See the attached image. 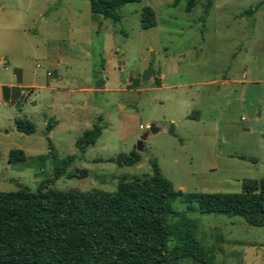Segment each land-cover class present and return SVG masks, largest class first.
<instances>
[{
    "label": "rangeland",
    "instance_id": "374dc122",
    "mask_svg": "<svg viewBox=\"0 0 264 264\" xmlns=\"http://www.w3.org/2000/svg\"><path fill=\"white\" fill-rule=\"evenodd\" d=\"M173 1L129 2L112 21L92 13L88 0H0V191H35L53 176L52 159H38L48 151L46 134L63 158L79 154L76 139L95 124L96 142L69 167L88 175L47 187L113 191L119 181L150 176V159L183 192H237L243 178L264 177V0ZM145 6L155 13L146 29ZM11 84L24 88L14 92ZM20 118L35 131H17ZM150 123L160 129L138 150ZM11 149L25 159L9 161ZM132 150L129 164L107 161ZM172 205L186 210L179 200ZM187 214L211 264H264V227Z\"/></svg>",
    "mask_w": 264,
    "mask_h": 264
},
{
    "label": "trees",
    "instance_id": "16d2710c",
    "mask_svg": "<svg viewBox=\"0 0 264 264\" xmlns=\"http://www.w3.org/2000/svg\"><path fill=\"white\" fill-rule=\"evenodd\" d=\"M88 1L92 13L118 21L121 6L140 0ZM179 1L174 0L173 5ZM260 4L243 13L253 14ZM140 24L144 29L155 25L150 6L143 7ZM1 89L7 99L8 87ZM18 89L12 87L14 92ZM54 123L48 120L47 133ZM15 128L24 134L35 131L34 124L25 118L16 119ZM100 133L99 124L85 130L75 141L79 154L63 158L58 157L46 134L48 151L38 159H52L53 176L35 191L22 186L0 191V264H211L205 247L194 236L188 211L239 216L251 225L264 227V177L243 178L237 192H183L172 190L157 161L150 159V176L119 181L113 191L47 187L59 177L88 175L86 168L69 167L83 157ZM24 159L21 149L9 151V161ZM134 160L132 150L123 159L107 161L125 165ZM176 200L186 204V210H176L172 205Z\"/></svg>",
    "mask_w": 264,
    "mask_h": 264
},
{
    "label": "water",
    "instance_id": "95a60500",
    "mask_svg": "<svg viewBox=\"0 0 264 264\" xmlns=\"http://www.w3.org/2000/svg\"><path fill=\"white\" fill-rule=\"evenodd\" d=\"M101 16H102V15H101ZM150 73H151V70H150V69H148V70H146V71L143 72V74H142V78H141L142 83H143V85H142L143 87L147 86V80H148V78H149V76H150ZM100 84H101V80L96 84V86L99 87ZM17 105H18V104H17ZM159 129H160V127L157 126V124H155V123H150V124L148 125V127H147V131L144 132V133L140 136L139 140L137 141V144H136L137 149H138V150H141V149H142V142H143V140L146 139V137H147V135H148L149 132H151V133H155V132H157ZM169 132H170V133L173 132V125L170 126V128H169Z\"/></svg>",
    "mask_w": 264,
    "mask_h": 264
},
{
    "label": "crops",
    "instance_id": "0c3cea01",
    "mask_svg": "<svg viewBox=\"0 0 264 264\" xmlns=\"http://www.w3.org/2000/svg\"><path fill=\"white\" fill-rule=\"evenodd\" d=\"M2 58V57H1ZM2 86H4V85H1V87ZM14 86H16V87H18L19 89H22V88H24L23 86H21V85H19V84H17V85H13V84H11L10 85V87H14ZM22 91V90H21Z\"/></svg>",
    "mask_w": 264,
    "mask_h": 264
}]
</instances>
